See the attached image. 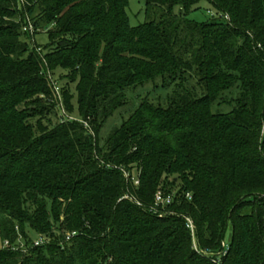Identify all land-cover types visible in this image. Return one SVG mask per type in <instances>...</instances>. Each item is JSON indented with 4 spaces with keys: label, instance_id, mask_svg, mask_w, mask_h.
<instances>
[{
    "label": "trees",
    "instance_id": "16d2710c",
    "mask_svg": "<svg viewBox=\"0 0 264 264\" xmlns=\"http://www.w3.org/2000/svg\"><path fill=\"white\" fill-rule=\"evenodd\" d=\"M128 6L0 0V264H264V0Z\"/></svg>",
    "mask_w": 264,
    "mask_h": 264
},
{
    "label": "rangeland",
    "instance_id": "374dc122",
    "mask_svg": "<svg viewBox=\"0 0 264 264\" xmlns=\"http://www.w3.org/2000/svg\"><path fill=\"white\" fill-rule=\"evenodd\" d=\"M21 2H23L24 0H20ZM201 8L194 10L190 13V17L191 19H194L198 22H203L205 21L210 15V12H207L208 9H212V6H210V4L206 1H202L200 3ZM127 12L129 15V19H130V23L133 26H138L142 23L145 22L146 20V16H145V0H129V6L127 8ZM31 19V18H29ZM30 24H31V35L34 36V40L32 41L33 43H36L37 49H41L44 47L45 44H47L48 40V35L46 33V31L48 30V28H37L36 26L33 25L32 21L29 20ZM37 32V33H36ZM39 44V45H38ZM40 51V50H39ZM64 72L62 71H57L56 75L54 76V86H55V91L56 94L59 95L61 94V87H62V83H65L67 81L65 80H60L59 77L60 75H62ZM59 80V81H58ZM43 97V96H41ZM130 97V96H129ZM132 107H126V108H120L118 109L107 121V123L105 124V126L102 129V134H107L115 125H120L123 118H127L128 117V110L131 109ZM65 116L70 117L71 119H76L78 118V114L77 111H74L73 113H67L65 110L63 111ZM62 114V113H61ZM56 121V120H55ZM136 173V171H134ZM134 173V176L132 177L134 180H137V174ZM125 176L126 178H128L129 174L128 172H125ZM170 182L174 183L177 181V179H173V177H170ZM167 189H170L169 186L166 187ZM173 192H177V190L179 189L178 186L175 187V185L173 186V188H171ZM31 207V205H28ZM32 208V207H31ZM33 209V208H32ZM163 211V214L166 213V209L161 208ZM159 214H162L159 212ZM37 235H32L33 240L36 239ZM230 238V230L227 232V236H226V241L228 242ZM53 239V238H52ZM51 239V240H52ZM2 245V241L0 238V246Z\"/></svg>",
    "mask_w": 264,
    "mask_h": 264
},
{
    "label": "built area",
    "instance_id": "2783aa9c",
    "mask_svg": "<svg viewBox=\"0 0 264 264\" xmlns=\"http://www.w3.org/2000/svg\"><path fill=\"white\" fill-rule=\"evenodd\" d=\"M226 19H229V16L226 15ZM31 29V24H29L25 29ZM135 183L138 184L139 180H135ZM187 197L191 198V195L189 193H187L186 195ZM175 197H176V193H169L166 194L163 191H158L155 195V203H154V208L157 209L160 207H167L169 205H171L174 201H175ZM126 198H129V196H126ZM187 220V226L192 230V232L194 233L195 231V224L193 222V220L190 217H186ZM76 234V232L70 233L68 232L66 234V240H70L72 237H74V235ZM50 241V238L45 235V234H39L37 235L36 239L33 240V246H41L44 244H47ZM3 247H9L12 250H23V251H28V246L24 240V238L20 235L17 240L12 243L9 239L4 240L3 243Z\"/></svg>",
    "mask_w": 264,
    "mask_h": 264
}]
</instances>
